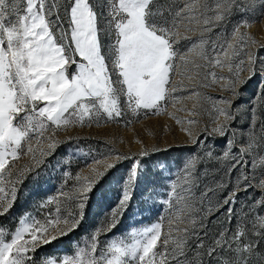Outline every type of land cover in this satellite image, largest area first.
Wrapping results in <instances>:
<instances>
[{
  "label": "snow or ice",
  "instance_id": "6c2138e0",
  "mask_svg": "<svg viewBox=\"0 0 264 264\" xmlns=\"http://www.w3.org/2000/svg\"><path fill=\"white\" fill-rule=\"evenodd\" d=\"M235 14L242 18L231 24ZM257 17H264V0H0V217L11 215L22 181L30 178L40 188L46 161L58 145L83 139L60 141L59 131L102 123L127 126L157 113L183 123L166 113L169 101L175 104L185 93L202 99L198 89L215 84L230 93L213 105V126L192 140L203 143L204 151L186 161L183 182L172 183L166 193L170 199L164 203L173 214L166 231L159 222L134 232L131 242L101 240L131 211L151 155L147 149L132 155L110 150L106 155L112 159L102 171L92 167L90 175H76L71 197L61 192L39 205L43 220L26 215L10 240L0 227V264H37L38 250L81 227L91 193L125 162L129 167L119 182L118 201L84 247L40 264H264V57L258 54L264 43L247 32ZM193 23L203 32L188 49L196 57L189 61L178 51L176 37L179 27ZM229 24L231 32L223 38L205 39V33ZM177 61L191 63L193 85L173 82ZM243 72L248 75L242 77ZM253 80L257 90L248 108L236 107L233 98ZM242 119L247 124L234 127ZM221 139L223 150L217 153L208 141ZM21 155H30L34 163L13 171ZM205 162L222 165L225 176L240 172L235 182L218 184L226 195L215 204L207 192L196 199L198 166ZM249 191L259 195L241 200ZM153 192L150 185L140 195L151 199ZM66 198L71 212L62 204ZM221 211L224 220L212 230L210 217Z\"/></svg>",
  "mask_w": 264,
  "mask_h": 264
},
{
  "label": "rangeland",
  "instance_id": "374dc122",
  "mask_svg": "<svg viewBox=\"0 0 264 264\" xmlns=\"http://www.w3.org/2000/svg\"><path fill=\"white\" fill-rule=\"evenodd\" d=\"M241 18L240 14H235L234 18L231 20V24H235ZM231 24L226 25L223 29L216 28L213 29L211 33H205V39L210 38L216 40L223 38L226 33L231 32ZM188 28L193 30H187ZM242 31H244V29H242ZM177 32L178 35L176 38L180 42L178 48L180 54L185 55L189 61L196 59L194 53L189 52L188 49L192 44L199 42V38L203 32L202 27L199 24L193 23L191 25L179 27ZM247 32L258 42L264 43V17H257L254 19L247 28ZM184 37H188L189 39H184ZM251 47L255 48L254 45ZM258 54L264 57V49H259ZM182 69L184 70L183 76L180 75ZM217 71L221 70L217 69ZM223 71L226 73L227 70L224 69ZM176 73L177 74L172 77L173 82L183 79L184 86L193 85L194 81L189 79L190 76L194 75L191 70V63L184 66L177 61ZM247 75V72L241 73L242 77H246ZM256 90V80H253L246 88L240 91L238 99L233 98L235 106L241 109L248 108ZM198 91L202 94V99L190 97L189 94L185 93L175 104L169 101L164 106L166 113H175L183 123H178L176 119L168 114L157 113L149 114L146 117L141 116L139 119H132L129 117L132 119V122L127 126H125L123 122L102 123L100 125L93 124L92 126L85 127L76 125L69 127L67 130L59 131L57 133V139L60 141H67L69 136L83 139H77L70 143L65 142L58 145L53 155V160L56 163H62L60 170L54 173L58 176V181L56 183L57 189L55 193L46 196L45 199L60 197L61 192L66 193L67 197H71L75 187L76 175L88 176L91 174L90 169L92 167H96L98 171H102L105 161L110 162L112 159V157L106 155L110 150H117L120 153L132 155L143 149H147L151 153L146 162L147 174L138 182V192L136 198L131 202V211L127 213L112 234L109 236H101V240L118 241L121 238H126L128 242H131L134 232L141 231L144 228L151 227L155 223H159L157 220L151 219H154L156 216L155 214L163 209L166 211L163 218L164 230L166 231L168 218L173 215L168 206L164 203L165 200L170 199V196L166 195V193H170V185L172 183L179 185L183 182L182 169L186 161L192 156L202 154L204 151L205 145L203 143L194 145L192 140L200 134L206 126L209 129L213 126L211 113L213 111V105L218 102L219 97L230 95V93L223 91L219 84L210 87H201ZM193 106H195V112L191 111ZM182 108H187L189 111L181 110ZM189 117H194L196 123L191 125L188 124L187 118ZM246 124L247 120L242 119L238 122V125H234V127ZM188 129L191 130V136L188 133ZM240 130L246 131L247 129L245 127ZM46 144L47 142L40 147H46ZM208 144L212 145L214 150L219 153L223 150L224 140H210ZM97 160L100 161L99 164H96ZM30 163H34L30 155H21L20 159L12 165V170L16 171ZM204 165H208V163L205 162ZM214 165V170L211 173L213 176L211 181L202 187L203 192H207L208 194L212 193L208 192L209 189H218V184L221 182H227L229 180L235 182L236 177L240 175V172L237 171L232 173L231 177L225 176L220 172V168L223 166H217L215 163ZM128 167L129 162L119 165L96 186L88 202L86 210L87 216L84 224L90 222L92 212H97L95 215L96 218L93 219V221L95 220L96 222L99 216L98 222H100V224L99 226L96 225L97 227L94 226V229L96 230L100 227L105 217L111 212L118 201L120 195L119 182L126 174ZM204 172V170L201 171V177ZM65 173H69L70 175L66 177ZM162 177L170 179H162ZM150 185L154 189L151 199H149L147 195L142 197L140 193ZM258 195V192L249 191L243 193L240 199L245 200ZM200 198L202 197L200 196ZM38 199L41 200V198ZM144 200H147L148 203L142 205V201ZM36 201L38 200H35V202ZM155 201L162 202L164 206L156 209L155 206H152L155 205ZM62 204L69 212L73 210L71 199L66 198L62 201ZM141 206L145 208L143 212L139 211ZM205 206H208L207 201H205ZM29 214L35 217L36 207H33L32 210L23 215L21 219ZM45 214V211L40 213L42 220ZM157 219H160V217ZM223 220L224 216L222 211L211 216L210 228L215 230ZM173 223H175V219H173ZM186 223L187 221H183L181 226ZM19 226L18 224L17 227ZM94 229L93 231H95ZM61 239L56 242L58 249H54L55 247L49 249L41 248L38 252H59V254L62 255L67 254L66 252H69V249H67L68 243L66 240Z\"/></svg>",
  "mask_w": 264,
  "mask_h": 264
},
{
  "label": "trees",
  "instance_id": "16d2710c",
  "mask_svg": "<svg viewBox=\"0 0 264 264\" xmlns=\"http://www.w3.org/2000/svg\"><path fill=\"white\" fill-rule=\"evenodd\" d=\"M53 159H54V156H51L46 161L48 167L44 170L45 172L44 181H42L40 188L37 189L36 184L30 178L22 181L17 189V200L15 202L14 209L12 210L11 215H5V216L0 217V227H2L4 230V238L6 240L11 239L10 233L15 231V229L17 228L19 224L21 217L25 215L26 213L30 212L33 207H36L35 217L37 218V220H42L40 216V213L42 212V210H40L39 205L44 201L46 196L52 195L53 193H55L57 189L56 183L58 181V176L55 175L54 173L59 171L60 168L62 167V163H56ZM214 166H215L214 163L204 165V166H199L200 174L202 170H204L205 172L202 174V177L200 176L201 182L199 185V189L196 191L197 201L202 199L200 198L201 193H204L202 190V187L208 184L213 177L211 173L214 170ZM48 177H51V179H49ZM224 195H226V192L223 189H216L214 192L208 194L213 204L217 200H221ZM38 198H41V200H39ZM35 200H38V201L35 202ZM35 203H36V206H35ZM154 204H155L154 206L156 209H159L164 206V204H162V202L160 201H157V202L155 201ZM96 213L92 212L91 217H90L91 220L88 224L83 223L79 229L70 233L69 236L61 239V240H66L68 243L67 249H69V252H66L67 254L69 255L72 254V251L75 250L77 246L83 247L84 244L88 242V240L91 237L90 233H92L94 226L96 225L99 226L100 224V222H98L99 216L96 222L95 220L93 221V219L96 218L95 216ZM165 214H166V211L165 209H163L157 212L155 214L156 215L155 218L151 220H157L158 222L163 223V218ZM158 217H160V219H157ZM55 244L56 242H54L52 245L44 246L43 248L49 249V248L55 247L54 249H58L57 244L56 245ZM51 255H62V254H59V252H55V253L54 252H37L34 258L36 259L37 264H40V262L43 259Z\"/></svg>",
  "mask_w": 264,
  "mask_h": 264
}]
</instances>
